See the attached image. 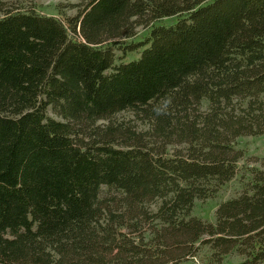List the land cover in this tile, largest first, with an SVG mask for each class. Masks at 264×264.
Listing matches in <instances>:
<instances>
[{"label":"trees","instance_id":"1","mask_svg":"<svg viewBox=\"0 0 264 264\" xmlns=\"http://www.w3.org/2000/svg\"><path fill=\"white\" fill-rule=\"evenodd\" d=\"M261 134L264 0H88L66 21L0 0V264H180L202 245L264 264V169L214 222L192 214Z\"/></svg>","mask_w":264,"mask_h":264},{"label":"rangeland","instance_id":"2","mask_svg":"<svg viewBox=\"0 0 264 264\" xmlns=\"http://www.w3.org/2000/svg\"><path fill=\"white\" fill-rule=\"evenodd\" d=\"M88 0H12L20 7L31 8L36 12L47 15H54L66 21L67 17H74ZM178 16L164 17L158 22L161 24H171L176 21ZM156 23V22H155ZM150 27H138L137 34L131 38H122L115 50L117 62L128 61L139 56L141 47L129 50L128 46L142 42L149 34ZM69 34L74 36L72 31ZM125 50V52H124ZM50 115L56 117L51 111ZM130 111H124L116 115V118H133ZM139 129H146L143 123L136 122ZM235 147L242 150L243 156L237 161L235 175L224 183L217 193L209 198L196 199L192 214L203 220L214 222L215 211L220 203L230 198L236 197L247 191L252 181L255 169H264V134L245 135L236 138ZM100 196H121L120 191L114 187L101 186ZM152 208L155 204H152ZM212 250L208 245H202L194 258L187 259L180 264H239L242 257L235 251L225 254L220 262L214 261Z\"/></svg>","mask_w":264,"mask_h":264}]
</instances>
